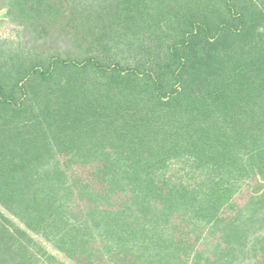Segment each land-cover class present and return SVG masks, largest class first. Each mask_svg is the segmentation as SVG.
<instances>
[{
    "label": "trees",
    "instance_id": "16d2710c",
    "mask_svg": "<svg viewBox=\"0 0 264 264\" xmlns=\"http://www.w3.org/2000/svg\"><path fill=\"white\" fill-rule=\"evenodd\" d=\"M0 1V264H264V0Z\"/></svg>",
    "mask_w": 264,
    "mask_h": 264
},
{
    "label": "rangeland",
    "instance_id": "374dc122",
    "mask_svg": "<svg viewBox=\"0 0 264 264\" xmlns=\"http://www.w3.org/2000/svg\"><path fill=\"white\" fill-rule=\"evenodd\" d=\"M7 10V7H4L2 1H0V14ZM9 25V26H8ZM9 18L3 17V14L0 16V37H5L7 39H12L15 37V32L11 27ZM15 27V26H14ZM12 28V29H10ZM40 28V27H39ZM25 38H22L24 47L29 50H39V51H48L49 49H59L60 52H66V55H73L74 51L77 48V44L74 39L68 34H61L57 31L51 29L49 34H38L36 31H33L32 28L25 32ZM69 52V53H68ZM71 52V53H70ZM247 263V261H246ZM248 264H255L251 260Z\"/></svg>",
    "mask_w": 264,
    "mask_h": 264
}]
</instances>
